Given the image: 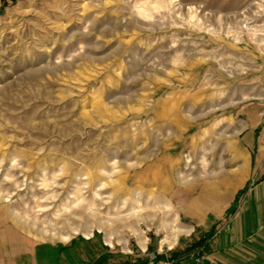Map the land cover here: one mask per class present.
I'll return each mask as SVG.
<instances>
[{
	"label": "rangeland",
	"instance_id": "374dc122",
	"mask_svg": "<svg viewBox=\"0 0 264 264\" xmlns=\"http://www.w3.org/2000/svg\"><path fill=\"white\" fill-rule=\"evenodd\" d=\"M263 74L264 0H0V217L72 264L189 252Z\"/></svg>",
	"mask_w": 264,
	"mask_h": 264
},
{
	"label": "crops",
	"instance_id": "0c3cea01",
	"mask_svg": "<svg viewBox=\"0 0 264 264\" xmlns=\"http://www.w3.org/2000/svg\"><path fill=\"white\" fill-rule=\"evenodd\" d=\"M260 94L239 102L236 139L224 147L228 154L236 150L233 159L241 166L224 168L206 182L217 199L211 214L231 212L206 243L208 264H264V89ZM191 142L197 150V137ZM73 255L78 258L76 246L37 240L0 217V264H72Z\"/></svg>",
	"mask_w": 264,
	"mask_h": 264
},
{
	"label": "built area",
	"instance_id": "2783aa9c",
	"mask_svg": "<svg viewBox=\"0 0 264 264\" xmlns=\"http://www.w3.org/2000/svg\"><path fill=\"white\" fill-rule=\"evenodd\" d=\"M130 264H208L207 255L204 247H197L185 254L169 256L155 252L149 254L147 258L140 262Z\"/></svg>",
	"mask_w": 264,
	"mask_h": 264
},
{
	"label": "trees",
	"instance_id": "16d2710c",
	"mask_svg": "<svg viewBox=\"0 0 264 264\" xmlns=\"http://www.w3.org/2000/svg\"><path fill=\"white\" fill-rule=\"evenodd\" d=\"M4 1H6V0H1V2L3 3ZM206 243H207V241H204V243H202V244H198L195 248H197V247H206Z\"/></svg>",
	"mask_w": 264,
	"mask_h": 264
}]
</instances>
